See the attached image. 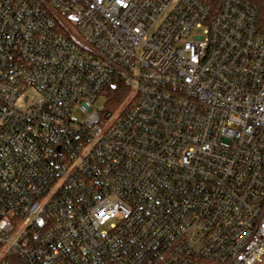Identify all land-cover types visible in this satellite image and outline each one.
<instances>
[{"label": "built area", "instance_id": "1", "mask_svg": "<svg viewBox=\"0 0 264 264\" xmlns=\"http://www.w3.org/2000/svg\"><path fill=\"white\" fill-rule=\"evenodd\" d=\"M0 264H264L259 9L0 0Z\"/></svg>", "mask_w": 264, "mask_h": 264}, {"label": "trees", "instance_id": "2", "mask_svg": "<svg viewBox=\"0 0 264 264\" xmlns=\"http://www.w3.org/2000/svg\"><path fill=\"white\" fill-rule=\"evenodd\" d=\"M206 2L213 11L217 10L219 8V5L222 3L223 0H203ZM252 5L257 7L260 11V16L262 23L264 24V0H247ZM107 104L110 109H115L118 105L121 104V102L125 99L127 96V90L115 88L108 90L107 94Z\"/></svg>", "mask_w": 264, "mask_h": 264}, {"label": "rangeland", "instance_id": "3", "mask_svg": "<svg viewBox=\"0 0 264 264\" xmlns=\"http://www.w3.org/2000/svg\"><path fill=\"white\" fill-rule=\"evenodd\" d=\"M104 104H105V100H104V98L101 97V98L97 101L96 106H97L98 108H102V107L104 106ZM76 117H77L78 119H80V118H81V115L78 114Z\"/></svg>", "mask_w": 264, "mask_h": 264}]
</instances>
